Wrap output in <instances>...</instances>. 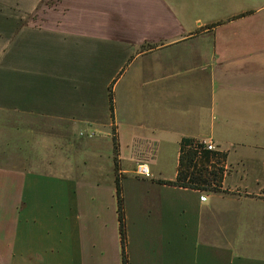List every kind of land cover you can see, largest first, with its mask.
Returning <instances> with one entry per match:
<instances>
[{
  "label": "crops",
  "instance_id": "1",
  "mask_svg": "<svg viewBox=\"0 0 264 264\" xmlns=\"http://www.w3.org/2000/svg\"><path fill=\"white\" fill-rule=\"evenodd\" d=\"M15 2L17 54L51 51L0 79V264H264V0ZM184 137L219 190L169 183Z\"/></svg>",
  "mask_w": 264,
  "mask_h": 264
},
{
  "label": "rangeland",
  "instance_id": "2",
  "mask_svg": "<svg viewBox=\"0 0 264 264\" xmlns=\"http://www.w3.org/2000/svg\"><path fill=\"white\" fill-rule=\"evenodd\" d=\"M36 6V5H35ZM31 7V5L29 4H25V3H16L15 0H0V79L3 78H8L10 75V65L9 62L12 60V58L14 59V56L17 54L16 48L12 47L15 45V42H18L19 39H24L25 36L22 35H15L14 33V21H11V17L17 13V14H23L24 11L29 10ZM39 3H38V11H39ZM18 22H24V20H18ZM13 23V26H12ZM50 43L47 44V49H45V52L42 51V47L39 45V43L37 45L31 46V47H26L25 52L23 53H18L16 56L15 61L13 62L14 65L19 66V68L21 69L20 72L25 75V71L28 73V70L25 67V64L29 65H34V63H36V61H40V59H42V57H44V55L50 54L48 52L51 51V49H49ZM12 52V53H11ZM55 54V53H54ZM73 52H64L63 56L64 59H69L67 62H69L67 65L71 64V56H72ZM43 55V56H42ZM52 55V54H51ZM42 56L40 59L38 57ZM42 61V60H41ZM27 62V63H26ZM32 71H36V74L38 73V70L36 69V67L32 70H29V74L32 76ZM46 73L50 74V70L48 68H45ZM58 72L61 73V75H58V78H64L65 80L69 81L71 80L73 76H75V70H73V67H65V69H60ZM11 73L14 75H16L15 72V68L11 69ZM21 73H17V75H20ZM36 74H33V76H37ZM4 80V79H3ZM7 93V84H1L0 83V94H6ZM1 102H3L1 100ZM6 116V117H4ZM7 119V115H0V122H3L4 120ZM38 119H42V117H33V122L31 123L34 130V133L38 130V129H43V126L40 125L41 124V120ZM38 120V122H37ZM43 120V119H42ZM29 123V122H27ZM1 128H5V126L1 125ZM23 133H25V130H23ZM98 134H96V137H98ZM8 132L7 131H0V145H3L4 147H6L9 142H8ZM79 137H84V136H79ZM264 152V151H263ZM47 170H37V172H46ZM264 179V173H262L261 175Z\"/></svg>",
  "mask_w": 264,
  "mask_h": 264
},
{
  "label": "trees",
  "instance_id": "3",
  "mask_svg": "<svg viewBox=\"0 0 264 264\" xmlns=\"http://www.w3.org/2000/svg\"><path fill=\"white\" fill-rule=\"evenodd\" d=\"M109 105L110 109H112L111 98L109 99ZM114 146L117 147L115 138ZM225 156L226 154L224 152L218 151L217 149H206L195 138L184 137L179 142L176 179L169 183L184 188L217 191L221 187L222 177L225 171ZM120 191V187L117 185L120 231L122 241L124 242V216ZM123 264H128L125 256L123 257Z\"/></svg>",
  "mask_w": 264,
  "mask_h": 264
},
{
  "label": "built area",
  "instance_id": "4",
  "mask_svg": "<svg viewBox=\"0 0 264 264\" xmlns=\"http://www.w3.org/2000/svg\"><path fill=\"white\" fill-rule=\"evenodd\" d=\"M83 134H84L83 132H80V135H83ZM87 136L88 137H92L93 133H89V134H87ZM197 140L206 149H208V150H216V146L214 145V143L212 142L211 139H209V138H201V139H197ZM135 172L137 174H140V175H148V166L145 165V164H137L135 166ZM205 198H206L205 196H200L201 200H205Z\"/></svg>",
  "mask_w": 264,
  "mask_h": 264
}]
</instances>
